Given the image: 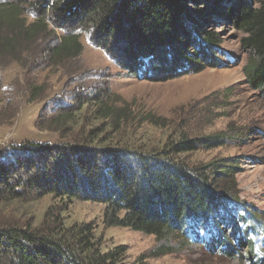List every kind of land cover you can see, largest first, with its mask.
Segmentation results:
<instances>
[{
  "label": "trees",
  "instance_id": "obj_1",
  "mask_svg": "<svg viewBox=\"0 0 264 264\" xmlns=\"http://www.w3.org/2000/svg\"><path fill=\"white\" fill-rule=\"evenodd\" d=\"M223 1L247 52L244 78L264 94V0ZM219 14L211 0H0V67L23 69L36 58L59 66L81 54L82 38L129 77L153 81L197 73L205 64L222 67L227 53L204 25L206 16ZM7 54L20 57L6 65ZM85 93L56 108L52 124L63 126L93 107L89 115L99 124L88 132L0 149V210L48 195L55 200L36 223L35 216H0V264H128L126 247H104L92 222H67L64 212L77 200L102 204L107 227L158 240L174 232L230 257L242 247L251 264H264V216L234 195L237 164L192 160L200 147H219L238 134L197 138L181 128L163 141L139 142L124 135L129 116L109 104V86L91 84Z\"/></svg>",
  "mask_w": 264,
  "mask_h": 264
},
{
  "label": "rangeland",
  "instance_id": "obj_2",
  "mask_svg": "<svg viewBox=\"0 0 264 264\" xmlns=\"http://www.w3.org/2000/svg\"><path fill=\"white\" fill-rule=\"evenodd\" d=\"M211 1L220 14L206 16L204 25L218 34L220 48L227 53L222 67L205 64L197 73L153 81L129 77L85 38L81 39V54L59 66H48L36 58L32 65L28 62L18 69L10 65V60L19 55L2 56L10 66L0 67V149L26 139L52 143L75 140L99 124L95 116L89 115L94 108L74 112L76 119L63 126L52 124L59 116L53 112L63 104L82 101L91 84L109 86L113 92L109 104L114 109H125L129 117L122 119L128 122L123 133L133 140L151 144L181 128L197 138L231 130L238 134L219 147H200L192 160L207 163L225 159L237 164L234 195L262 212L263 217L264 94L251 89L244 78L242 65L247 52L239 45L241 33L226 16L227 4L223 0ZM250 1L254 4L257 0ZM209 12L205 9L204 13ZM54 201L48 195L30 202H14L0 210V216L21 222L35 216L36 223ZM67 207V222H92L104 247L124 245L128 264H251L242 247L231 257L209 253L197 241H180L174 232L158 240L141 231L107 227L102 221L103 205L99 203L77 200Z\"/></svg>",
  "mask_w": 264,
  "mask_h": 264
}]
</instances>
